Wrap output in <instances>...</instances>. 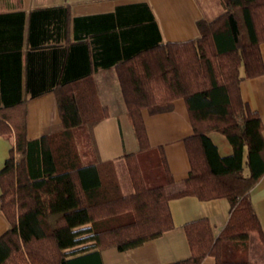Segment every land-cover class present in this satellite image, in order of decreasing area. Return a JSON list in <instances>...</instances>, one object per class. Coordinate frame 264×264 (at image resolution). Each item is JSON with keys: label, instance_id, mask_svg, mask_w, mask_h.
I'll list each match as a JSON object with an SVG mask.
<instances>
[{"label": "trees", "instance_id": "1", "mask_svg": "<svg viewBox=\"0 0 264 264\" xmlns=\"http://www.w3.org/2000/svg\"><path fill=\"white\" fill-rule=\"evenodd\" d=\"M224 11L199 19V36L155 42L116 66L139 151L124 161L133 191L121 190L115 164L91 161L78 139L109 115L91 78L53 88L63 129L31 139L27 104L0 107V136L14 144L0 170V210L9 229L0 236V264H104L101 252L128 250L174 225L169 202L195 196L226 198L229 219L218 236L207 217L185 223L188 257L167 264H264L248 259L249 237L264 242L251 190L264 175V122L243 98L241 81L264 73V0H221ZM187 104L193 132L184 141L190 172L183 187L174 182L164 150L149 141L143 110ZM223 135V154L212 134Z\"/></svg>", "mask_w": 264, "mask_h": 264}, {"label": "crops", "instance_id": "2", "mask_svg": "<svg viewBox=\"0 0 264 264\" xmlns=\"http://www.w3.org/2000/svg\"><path fill=\"white\" fill-rule=\"evenodd\" d=\"M224 9L221 0H0V107L26 102L31 139L59 132L63 122L53 88L87 75L109 111L92 129L91 161L113 162L121 190L128 194L133 188L129 184L123 188L119 167L125 154L138 152L139 145L117 64L155 42L198 37L197 21L211 20ZM260 48L264 61V42ZM240 87L264 122V73L245 78ZM143 117L151 146L163 148L173 176L166 189L175 192L183 187L191 168L184 141L193 132L187 104L178 98L171 110L151 114L144 109ZM13 144V137L0 136V170ZM230 151L226 148L223 154ZM251 200L264 232V175L251 190ZM169 205L171 229L128 250L105 249L103 263L167 264L188 257L185 223L207 217L218 236L231 210L226 198L182 196L172 198ZM8 229L0 210V236ZM248 259L264 263V242L257 232L250 234ZM201 264H216V258L208 255Z\"/></svg>", "mask_w": 264, "mask_h": 264}, {"label": "rangeland", "instance_id": "3", "mask_svg": "<svg viewBox=\"0 0 264 264\" xmlns=\"http://www.w3.org/2000/svg\"><path fill=\"white\" fill-rule=\"evenodd\" d=\"M212 136L214 137L215 141L217 143H219L222 153H225L226 148H228V149L230 148L229 147L230 145L228 144L227 139L223 135H221L219 133H213ZM78 144H79L80 149L82 151H88L91 154L94 153V144H93V139H92L91 135L87 134L86 137L79 138ZM119 173H120V177H121V182L123 184V188L126 189L125 188L126 184H129L130 186H132L131 179H130L125 161L120 163Z\"/></svg>", "mask_w": 264, "mask_h": 264}]
</instances>
